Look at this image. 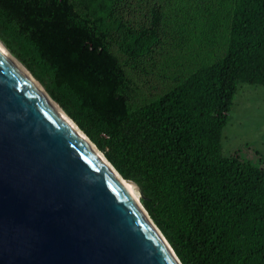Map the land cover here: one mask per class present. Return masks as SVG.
Wrapping results in <instances>:
<instances>
[{
    "label": "trees",
    "instance_id": "1",
    "mask_svg": "<svg viewBox=\"0 0 264 264\" xmlns=\"http://www.w3.org/2000/svg\"><path fill=\"white\" fill-rule=\"evenodd\" d=\"M135 1L0 0V39L141 187L183 264H264V156L222 141L239 83L264 85V0H233L221 53L174 84L150 62L157 2Z\"/></svg>",
    "mask_w": 264,
    "mask_h": 264
},
{
    "label": "water",
    "instance_id": "2",
    "mask_svg": "<svg viewBox=\"0 0 264 264\" xmlns=\"http://www.w3.org/2000/svg\"><path fill=\"white\" fill-rule=\"evenodd\" d=\"M106 159L0 39V264H183Z\"/></svg>",
    "mask_w": 264,
    "mask_h": 264
},
{
    "label": "rangeland",
    "instance_id": "3",
    "mask_svg": "<svg viewBox=\"0 0 264 264\" xmlns=\"http://www.w3.org/2000/svg\"><path fill=\"white\" fill-rule=\"evenodd\" d=\"M145 1L135 2L143 5ZM154 1L159 11L160 41L150 62L170 84L178 83L193 69L212 62L221 53L227 41L233 0ZM222 141L225 154L242 148L252 161L257 162L254 149L264 156V85L239 83Z\"/></svg>",
    "mask_w": 264,
    "mask_h": 264
},
{
    "label": "bare ground",
    "instance_id": "4",
    "mask_svg": "<svg viewBox=\"0 0 264 264\" xmlns=\"http://www.w3.org/2000/svg\"><path fill=\"white\" fill-rule=\"evenodd\" d=\"M13 57L18 61V59L13 55ZM19 62V61H18ZM20 65L24 68V70L29 74V76L33 79V81L37 84V86L59 107V109L71 120V122L81 131V133L86 137V139L89 141V143L92 145V147L95 149V151L99 154V156L105 161V163L112 168L111 164L108 162V160L106 159L105 154L103 153V151H101L91 140L90 138H88L86 136V134L82 131V129H80L77 124L75 123V121H73V119H71V117L67 114V112L51 97V95L47 92V90L42 86V84H40V82L33 76V74L24 67V65L19 62ZM42 86V87H41ZM122 184L124 185V187L128 190V192L133 196V198L138 202V204L140 205L141 209L143 210V212H145V214L148 216V212H146L145 206H143V204L141 203V199H140V192L137 188V186L134 184L133 180L131 179H126L123 176H119L117 175Z\"/></svg>",
    "mask_w": 264,
    "mask_h": 264
}]
</instances>
